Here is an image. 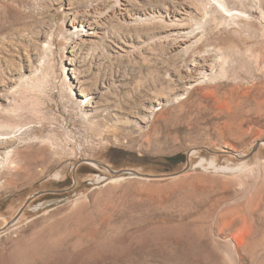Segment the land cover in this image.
Instances as JSON below:
<instances>
[{"label":"rangeland","instance_id":"374dc122","mask_svg":"<svg viewBox=\"0 0 264 264\" xmlns=\"http://www.w3.org/2000/svg\"><path fill=\"white\" fill-rule=\"evenodd\" d=\"M0 264H264V0H0Z\"/></svg>","mask_w":264,"mask_h":264},{"label":"water","instance_id":"95a60500","mask_svg":"<svg viewBox=\"0 0 264 264\" xmlns=\"http://www.w3.org/2000/svg\"><path fill=\"white\" fill-rule=\"evenodd\" d=\"M257 147H258V144L256 145L255 148ZM189 157H190V154L188 153H178L172 156H167L166 160L170 162L171 164L177 165V164L184 163V162L188 163Z\"/></svg>","mask_w":264,"mask_h":264},{"label":"bare ground","instance_id":"6f19581e","mask_svg":"<svg viewBox=\"0 0 264 264\" xmlns=\"http://www.w3.org/2000/svg\"><path fill=\"white\" fill-rule=\"evenodd\" d=\"M95 26H96V25H95ZM93 28H94V27L89 26V29H92V30H93ZM94 29H95V28H94ZM89 31H90V30H89ZM92 33H93V32H91V33H88V32H87V33H85V35H87V36H91ZM89 39H90V38H89ZM83 40H84V39H83ZM203 67L205 68V66H203Z\"/></svg>","mask_w":264,"mask_h":264}]
</instances>
